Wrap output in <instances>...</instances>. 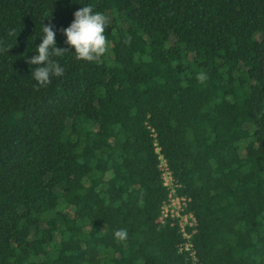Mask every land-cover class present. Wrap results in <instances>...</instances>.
Listing matches in <instances>:
<instances>
[{"label": "trees", "instance_id": "obj_1", "mask_svg": "<svg viewBox=\"0 0 264 264\" xmlns=\"http://www.w3.org/2000/svg\"><path fill=\"white\" fill-rule=\"evenodd\" d=\"M85 5L99 62L61 31ZM44 24L69 51L37 91ZM0 264H264V0H0Z\"/></svg>", "mask_w": 264, "mask_h": 264}, {"label": "clouds", "instance_id": "obj_2", "mask_svg": "<svg viewBox=\"0 0 264 264\" xmlns=\"http://www.w3.org/2000/svg\"><path fill=\"white\" fill-rule=\"evenodd\" d=\"M110 21L109 17L101 12H93L91 5H85L74 13V20L64 29H61L66 36L65 43L74 48L75 58L88 62H99L108 50V40L105 30ZM43 37L37 46V55L27 58L29 65L35 68L31 71L33 79L37 82L35 90L46 88L52 82V77H60L64 73V68L52 57L63 56L68 48L56 46L55 32L51 24H44ZM125 43H130V37ZM10 48L3 49L9 51ZM42 65V66H41ZM197 79L203 83L206 79L204 73H200ZM127 237L126 229H118L114 233L117 241H123Z\"/></svg>", "mask_w": 264, "mask_h": 264}, {"label": "built area", "instance_id": "obj_3", "mask_svg": "<svg viewBox=\"0 0 264 264\" xmlns=\"http://www.w3.org/2000/svg\"><path fill=\"white\" fill-rule=\"evenodd\" d=\"M157 150L159 151L160 148L158 147ZM160 159L161 167L163 170V184L169 190L168 198L162 206L161 218L162 220L176 218L185 237L190 238L191 234L188 233L186 227L187 225H189L190 227L195 226L197 223V219L192 212H185L191 198L178 194L177 189L179 187V184L175 182L174 176L169 168L167 160L163 155L160 156ZM186 246L190 247L191 244H186ZM191 254L195 255V251H192Z\"/></svg>", "mask_w": 264, "mask_h": 264}]
</instances>
